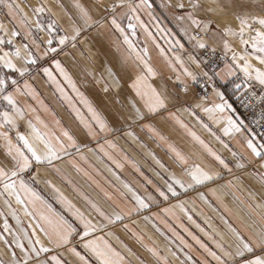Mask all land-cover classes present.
I'll use <instances>...</instances> for the list:
<instances>
[{"label": "snow or ice", "instance_id": "obj_1", "mask_svg": "<svg viewBox=\"0 0 264 264\" xmlns=\"http://www.w3.org/2000/svg\"><path fill=\"white\" fill-rule=\"evenodd\" d=\"M0 5L7 10L6 14L12 22L28 26L27 30L22 34L19 30L9 32L4 23L0 22V31L5 33V35H0V69H8L12 73L11 75H5L3 71H0V99L7 101L8 105L14 109V114L7 110L0 112V129H2L5 125L18 127L17 117L22 118L24 116V110L18 106L14 92L8 91L10 87L14 88L15 92L21 91L16 76L25 77L29 75L34 70L31 66L37 65L41 60V56L58 55L59 52L63 51V47L68 44L75 48L82 33L96 26L103 27L107 18L100 16L99 19H93L89 8L81 4L79 0H75L76 20H72L71 32H69L68 29L59 25L57 19H51L47 24L40 21L39 16L41 14L52 12L49 5L46 3H41L38 6L29 5L33 13L38 17L34 29L37 33L47 32L48 38L45 40L41 36L33 35V26L29 24L28 13L24 11L20 3L16 2V0H0ZM123 7L128 8V11L132 13V18L140 21L138 11L147 9L151 16L153 3L152 0H139V4L134 5L131 3L126 4L125 0H119V2L106 5L103 0H98V3L94 6L96 12L106 11L110 14L111 25L122 33L125 42L134 48L128 38V34L118 23V17L115 15L116 10ZM160 7L171 14L175 20L187 22V26L182 27L180 30L188 37L190 42H195L194 48H210L211 46L205 39V36H210L218 38L222 42L225 53H231L232 63H228L227 56H225L224 66L219 71H216L212 66V64H215L214 61L210 64L209 61H201L196 56L189 55V61L200 69L199 77L204 78L205 85H211L213 94L221 101V103H213L211 107H206L204 104V101L208 99L206 94L194 107L202 109L209 114L230 112L236 115V119H233L232 115L224 117L227 126L223 129V134L225 136H231L234 133L244 135L246 132L247 135H244V141L250 156L246 157L239 151H231L230 154L233 159H228L214 151L195 132L188 130V126L176 116V111L181 110L178 105L188 101L182 99L181 93L176 90L177 85L173 83L171 77L165 76L162 71L158 72L152 66L148 49L144 48L141 50L143 55L140 52L136 54V59L143 66L145 74L137 75L131 85L135 89V96L138 99L127 98L126 106L130 110L128 113L129 118H134L137 121H151L154 119H159L160 121L175 120L181 128L188 130L193 142L198 144L207 156L211 157L212 162L209 164H202L196 161L190 162L188 155H185L184 152L174 145L168 144V150L172 154L175 168L172 165L166 166L155 156V153H150L155 163L159 168L163 169L167 177L166 179L161 177L162 182L159 183V186L153 184L151 179L144 176V173L140 171L135 162H130L135 171L143 177L145 185L152 189L151 192L145 190L141 194L131 183L121 180L111 167H108V171L119 181V184L114 185L111 181H105L108 185L107 188L101 186L99 181L94 180L80 168L71 157L73 152L79 154L81 148L86 147V145L78 143L77 138L66 128H62L59 133L55 130H42L30 120L28 123L32 129V138L19 131L17 132V139L22 141V144H13L9 134L0 131V136H3L6 141V159L0 161V197H7L4 200V204L8 209V213L16 219L18 224L20 223V217L18 209L13 207L12 197H15L16 204L23 206L24 213L31 217V221L34 222L29 224L30 234L27 229H22L15 235L13 241H9L4 233L0 232V240H3L9 248L15 245L16 248L21 250L19 258H17V253L14 250L12 251L13 259L11 264H53V262L54 264H126L124 256L108 244L107 241L101 243L103 238L96 237V234L114 227L117 223H123L125 219L130 218L132 215L149 210L155 204L168 203L170 200H175L176 204H171L169 207L161 209V211L165 216L173 219L178 224V227L191 238L193 243H189L167 221L161 220L160 223L165 224L168 231L171 232V237H168L170 243L175 245L177 251L183 255L184 259L179 260L176 252H173L171 248L167 249V255L162 256L157 248L145 245L157 261L162 262V264H168L169 256H171L179 260V264H208V260L203 257L194 258L195 245L211 259L212 264H264V202L257 201V195L260 196L261 200H264V131H253L252 128L248 127L236 113L233 103L226 99L225 91H222L216 83V78H219L223 85L226 86L230 82L227 79L228 77H236L239 82H232L234 101L238 102L240 106L248 108L251 107V99L257 98L260 104L264 105V0H258L256 4V7L259 8L258 13L250 11L252 4L246 3L245 0H162ZM60 8L63 10V4L60 5ZM201 13L203 17L200 15ZM52 15L55 16L56 14L52 13ZM229 16L238 21V24L234 26L230 20L225 19L223 21L224 26L221 27V23L215 18H227ZM152 19L156 20V17L152 16ZM77 20L80 23H77ZM159 23V20H156L157 31L168 37L170 30L159 27ZM140 24L145 31H148V26L143 24V21H140ZM128 28L132 29V34L135 35V25L129 22ZM190 29H194L196 34H192ZM60 32L64 34L60 35ZM148 34L152 35L151 32H148ZM22 35L26 42L22 45H15L13 38L21 37ZM171 36L175 37V34L172 33ZM152 39L155 40V37L153 36ZM233 39L238 40V44L243 46L242 50L238 51L237 47L233 46ZM54 43L57 46H54ZM169 43L172 47L184 48V44L179 39H175L174 43H171L170 40ZM6 45H13V48L5 51ZM41 45H44L42 52ZM157 46L159 47V45ZM211 51L215 53L216 49L211 47ZM160 52L167 57V53L163 48H160ZM175 60L181 66L184 65V61L179 56H175ZM253 60L258 61L259 66H256ZM20 61L22 63H18ZM52 62L59 69L64 79L68 80L69 83H73L61 61L53 59ZM125 64L126 62H122L120 67L108 65L106 67L107 78L102 75L99 80L95 81L97 84L104 81L102 91L105 95L110 94L113 104H117L120 108L125 107V100L121 98L122 77L120 75V72L125 70ZM201 64L208 70L204 71L200 68ZM168 67L175 71L176 64L169 59ZM238 71L243 72V79L237 76ZM43 72L57 84L61 96L68 100L71 105V98L59 86V82L53 76L52 70L45 67ZM89 74L91 75V73ZM183 74L186 77H190L193 82L199 83L196 72L189 71L188 68L184 67ZM149 78H157L156 83L145 85ZM176 80L179 81V87L183 89V93H189L188 84L181 80L179 75L176 76ZM257 84L259 85V95L257 94ZM23 89L25 94L34 95V91L27 80L24 81ZM73 91L83 98V94L79 92L74 83ZM174 109L176 111H173ZM182 110L189 112L191 115H196L191 107L183 108ZM72 111L94 139L98 133L107 134L114 130L113 127H110L109 120L91 105H88V111L91 113V122L86 120L74 105H72ZM116 115L119 118H123L122 113L119 111H117ZM197 120H199V117H197ZM37 121L41 124L43 123L39 117H37ZM59 123L57 120L56 124L59 125ZM200 123L220 141L225 149H228V144L220 140V137L216 136L207 124H204L203 121H200ZM250 123L264 128V108L261 110L259 119L250 121ZM142 127L153 133L158 140H167L158 131L154 123H144ZM47 128L48 126L44 125V129ZM99 150L104 157L111 161L116 169L123 168V164L113 160L108 153L104 152L102 146ZM66 157L69 158V162L76 168L77 172L87 177L90 181L89 187L94 186L98 190L96 195L81 191L72 184L70 179L64 176L58 164ZM230 164L242 170L251 167V170L247 172V176L259 185L260 191L259 193L255 190L248 192V198L251 203L247 205L248 221L246 223L234 225L228 218L221 216V220L226 227V233L217 232L212 228L211 224L207 226V229L212 230L208 231L193 218V212L187 207L189 201L181 199V197H187L190 192L195 191L198 187L206 186L221 179L222 171L217 170V168L232 173ZM49 169L61 175L68 184L72 185L73 190L77 192L80 199L84 202V210L65 196L61 189L50 179H46L44 182L53 189L56 199L63 206L67 215L55 212L52 209V205L31 186L42 175H45ZM97 174L99 175V172ZM25 175L28 176L27 181L24 179ZM156 175L159 176L160 173H156ZM234 179L239 180L240 178L234 177ZM227 183L232 185L233 180H229ZM214 191L215 189H213ZM129 195L134 207L124 212L120 209L118 201H126ZM198 196L205 203H208L204 193L200 192ZM37 203L41 207L38 208ZM176 208H179L185 214L187 220L207 237L214 245L215 250L210 248L189 227L179 222L173 211ZM143 219L145 221L158 220L159 216L153 213L151 216H144ZM123 226L128 229L127 224ZM9 228L8 214H4V232H9ZM249 229L252 230L249 231ZM156 230L160 231L162 235L164 234L159 227ZM41 234L51 246H46L45 239H42ZM108 234L112 235V233ZM133 234L137 235V239L143 241L142 236L136 233ZM9 235H11L10 232ZM25 239L27 240V246L24 243ZM54 249H64L74 259H62L63 253L53 255L50 259L46 256L42 258V254L50 253ZM128 251L131 253V249H128ZM0 264H4V261L0 260ZM140 264H145V262L141 261Z\"/></svg>", "mask_w": 264, "mask_h": 264}, {"label": "crops", "instance_id": "obj_2", "mask_svg": "<svg viewBox=\"0 0 264 264\" xmlns=\"http://www.w3.org/2000/svg\"><path fill=\"white\" fill-rule=\"evenodd\" d=\"M16 2L20 3L24 11L28 13L30 18L29 24L33 26L34 36H41L45 40L48 38L47 32L37 33L35 31L34 25L38 17L29 6H38L41 3H46L52 10L51 13L45 12L39 16L42 23L47 24L51 19H57L59 25L71 32L72 20H76L75 0H16ZM79 2L89 8L92 12L93 19H99L100 16H104L107 19L103 27L96 26L82 33L75 48H73L71 44H68L63 47V51L59 52L58 55L51 54L48 57L41 56V60L38 64L31 66L34 70L29 75L25 77L16 76L21 91L15 92V89L11 87L8 91L14 92L18 101V106L24 110V116L22 118L17 117L18 127L5 125L0 129V131L9 134L13 144H22V141H18L17 139L18 131L32 138V129L29 127L28 123L30 120L42 130H55L59 133L62 128H66L77 138L78 143L86 145V147L81 148L79 154L73 152V156L71 157L80 168L87 172L94 180L99 181L101 186L107 188L108 185L105 181H111L114 185L119 184V181L108 171V167H111L116 171L121 180L131 183L141 194H143L145 190L151 192L152 189L145 185L143 177L135 171L130 162H135L140 168V171L144 173V176H147L153 181V184L159 186V183L162 182L161 177L164 179L167 177L163 169L159 168L155 163L150 153H155V156L166 166L172 165L173 168H175L176 166L173 163L172 154L168 150V144L174 145L184 152L185 155H188L190 157V162L196 161L202 164H209L212 162L211 157L207 156L202 148L193 142L188 130L195 132L214 151H217L228 159H233L230 154L231 151H239L246 157L250 156V153L246 150L244 141V135H247L246 132L244 135L234 133L231 136H225L223 134V129L227 126L224 117L232 115L233 119H236V115L230 112L209 114L202 109H196L194 107V105L206 94L208 97V99L204 101L206 107H211L213 103L218 104L221 103V101L213 94V90L208 93L202 92L198 88V83L193 82L190 77H186L183 74V68L186 67L189 71L198 74L199 81L204 79L199 77L200 69L188 59L189 55L197 57L198 52L203 49L194 48L193 45L195 42H190L188 37L180 30L182 27L187 26L186 21L181 22L175 20L171 14L160 7L162 1L152 0L153 10L151 16L147 9H140L138 11L140 21H143V24L148 26V31H145L140 21L132 18V13L128 11L127 7L118 8L115 15L118 17V23L128 34L129 40L132 45H134L133 48L125 42L124 35L111 25V16L108 12L95 11L94 6L98 3V0H79ZM113 2H119V0H103V3L106 5H110ZM125 3L135 5L139 4V0H125ZM61 4L64 6L63 10L60 8ZM6 12L7 10L0 5V22L4 23L9 32L19 30L23 34L28 26L22 23L12 22ZM52 13L56 15L53 16ZM152 16H155L156 20H159V27L170 30L168 37H165L161 32L157 31L156 20H153ZM76 22L80 23L78 20ZM129 22L135 25V35L132 34L133 30L128 28ZM190 31L192 34H196L194 29H190ZM148 32H151L152 35L150 36ZM172 33L175 34V37L171 36ZM59 34L63 35L64 33L60 32ZM0 35H5V33L0 31ZM201 35H203V33H201ZM153 36L155 40L152 39ZM13 39L15 45H22L26 42L23 35L21 37H14ZM175 39H179L180 42L184 44L183 49L171 46L169 41L171 40V43H174ZM205 39L211 47L225 53L223 44L218 38L205 36ZM157 45H159V47ZM54 46L57 45L54 43ZM233 46L237 47L238 51L242 50L243 47L239 45L238 40L235 39H233ZM11 48H13V45H6L4 50L7 51ZM43 48L44 45H41V52ZM144 48L148 49L152 66L157 69L158 72L162 71L165 76L171 77L173 83L177 85L176 90L181 93L182 99L188 101L187 103L178 105V108H181L180 111L173 110L176 111L178 119L188 126V130L181 128L175 120L160 121L159 119H154L151 121H137L134 118H129L128 113L130 110L126 106L127 98L138 99L135 96V89H133L131 85L137 75L145 74L143 72V66L136 59V54L140 52L141 55H143L141 50ZM160 48L165 50L167 57L161 54ZM225 54H229L231 57V53ZM175 56H179L184 61L183 66L175 60ZM53 59H59L61 61L71 81L75 84L79 92L83 94V98L73 91V83H69L68 80L64 79L59 69H57L52 62ZM169 59L176 64L175 71L168 67ZM122 62H126L124 66L125 70L120 72L122 77L121 98L125 100V107L120 108L117 104H113L110 94L105 95L102 91L104 81H101L99 84L95 81L99 80L102 75L107 78L106 67L108 65L120 67ZM18 63H22V61ZM228 63H232L231 59ZM45 67L52 70L53 76L56 81L59 82V86L62 87L67 96L71 98V105L68 100L61 96L57 84L50 80L43 72V68ZM200 68L207 71L203 64H201ZM0 71H3L5 75L12 74L8 69H0ZM239 72L242 71H238V77ZM89 73H91V75ZM177 75L188 84L190 89L189 93H183V89L179 87V81L176 80ZM216 79L218 83L217 86L220 87L222 91H225L226 99L230 103H233V107L236 108V113L243 119L234 104V95L232 91V82H239V80H237L236 77H228L227 79L230 82L224 86L219 78ZM25 80H27L28 84L31 86L34 95L24 93L23 85ZM156 80L157 78H149L145 82V85L154 84ZM72 105L79 109L83 117L89 122H91V113L88 111V105H91L109 120L110 127H113L114 130L107 134L98 133L95 139L92 138L88 130L81 124L80 120L72 111ZM189 107L196 113L195 116L182 110L183 108ZM5 110L14 114V109L8 105L7 101L0 99V112ZM117 111L122 113L123 118L117 117ZM37 117L40 118V121H43L42 124L37 121ZM197 117H199V120H197ZM57 120L60 122L59 125L56 124ZM200 121L207 124L209 128L212 129V132L220 137V140L228 144V149H225L220 141L202 126ZM150 122L154 123L158 131L167 138L166 141L158 140L153 133L142 127L144 123ZM44 125H47L48 128L44 129ZM5 144L6 141L4 137L0 136V161L6 159ZM101 146L104 152L108 153L113 160L123 164L122 169H116L111 161L103 156V153L99 150ZM58 166L61 167L64 176L70 179L73 185L81 191L96 195L98 190L95 189L94 186L89 187L90 181L82 173L76 171V168L69 162V158L66 157L63 161L59 162ZM230 167H232V173L217 168V170L222 171L221 179L211 182L206 186L198 187L195 191L190 192L187 197H181V199H187L189 201L187 207L193 212V218L196 219L197 223H200L206 229L207 226L211 224L212 228L220 233H226V227L221 220V216L228 218L234 225H242L248 221L247 205L251 203L248 198V192L250 190H255L259 193L260 191L259 185L247 176V172L251 170V167L243 170L231 164ZM98 172L99 175L97 174ZM156 173H160V175L157 176ZM234 177H239L240 179L235 180ZM24 179L27 181L28 176L25 175ZM46 179H50L61 189L65 196L84 210V202L80 199L77 192L73 190L72 185L68 184L61 175L49 169L45 175H42L39 180L31 186L40 196L52 205V209L55 212H61L67 215V213L64 212L63 206L56 199V194L53 189L44 182ZM229 180H233L232 185L227 183ZM213 189H215L214 192ZM109 190L111 191V189ZM200 192L204 193L207 197L208 203H205L199 198L198 193ZM5 199H7V197H0V213H3L0 214V232H3L9 241H13L15 235L22 229H27L30 234L29 224L32 222L31 217L24 213L23 206L16 204L15 197H12L11 202L13 207L18 209V215L20 217V223L18 224L16 219L8 213V209L4 204ZM257 201L264 202V200L260 199L259 195H257ZM118 203L120 209L124 212L134 207L130 195L126 201L119 200ZM171 204H176V201L170 200L168 203L155 204L149 210L125 219L123 223H117L114 227L98 232L96 237H102L101 243L107 241L116 251L120 252L121 255L124 256L126 264H140L141 261H144L145 264H162V262L157 261L147 250L145 245L157 248L162 256L167 255V249L171 248L173 252H176L179 260H183V255L177 251L175 245L171 244L168 239V237H171V232L168 231L165 224L160 223L161 220L167 221V223L171 224L189 243H193L191 238L178 227V224L170 217L165 216L161 211V209L169 207ZM37 207H41L39 203H37ZM173 211L180 223L189 227L190 230L199 235L210 248L214 249V245H212L207 237L200 233L199 230L187 220V217L179 208ZM153 213L158 214V220L145 221L143 219L144 216H151ZM4 214H8L9 232L11 235H9V232H4ZM124 224L128 225V229L124 228ZM154 225L156 226L154 227ZM157 227L162 230L164 233L163 235L160 231L156 230ZM207 230L211 231L212 229ZM251 230L252 229H249V231ZM108 233H112V235ZM133 233L142 236L143 241L137 239V235ZM41 236L42 239H45L42 234ZM21 238L23 239L22 235ZM24 243L27 246L26 239ZM177 243H179V241H177ZM45 244L46 246H51L46 239ZM128 249H131V253H129ZM13 250L17 253V258H19L21 254L19 248H16L15 245L9 248L3 240H0V260L4 261V264H11L13 259L11 253ZM61 253H63L62 259H74L69 256L64 249H54L50 253L42 254V258L46 256L50 259L51 256L60 255ZM193 255L194 258L203 257L208 260V264H212L211 259L195 245ZM179 260L169 256L168 264H179Z\"/></svg>", "mask_w": 264, "mask_h": 264}, {"label": "built area", "instance_id": "obj_3", "mask_svg": "<svg viewBox=\"0 0 264 264\" xmlns=\"http://www.w3.org/2000/svg\"><path fill=\"white\" fill-rule=\"evenodd\" d=\"M225 56H227V62L230 61L231 57L229 54H225L221 52L220 50H216L215 53L211 51V48L203 49L200 52H198L197 57L201 61H209L210 64L214 61L215 64H212V66L215 68L216 71H218L222 66H224L225 63ZM207 69V68H206ZM208 70V69H207ZM211 75V73H210ZM240 79H243L242 72H239ZM217 83V79H216ZM218 84V83H217ZM198 88L202 92L208 93L212 90V87L210 84L205 85V80L201 79L198 83ZM257 88V94L259 95V85H256ZM251 107L244 108L240 106L238 102L234 101L235 106L237 107L241 117L243 118L245 124L248 125V127L252 128L253 131H264V128H261L260 125L250 123V121L258 120L261 114L262 108H264V105L260 104L259 99L253 98L250 101Z\"/></svg>", "mask_w": 264, "mask_h": 264}, {"label": "rangeland", "instance_id": "obj_4", "mask_svg": "<svg viewBox=\"0 0 264 264\" xmlns=\"http://www.w3.org/2000/svg\"><path fill=\"white\" fill-rule=\"evenodd\" d=\"M158 1H162V0H158ZM245 2H246V3H251V4H252V7L249 9L250 11H254V12H257V13L259 12V8L256 7V4L258 3V0H245ZM200 15L203 17V14H202V13H201ZM215 18L218 20V22L221 23V27H223L224 24H223V22L221 21L220 17H215ZM225 19L230 20V21L233 23L234 26L238 24V21H235V19H234L233 17H231V16H229V17H227V18L223 17V21H224ZM253 63H254L256 66H259L258 61L253 60Z\"/></svg>", "mask_w": 264, "mask_h": 264}, {"label": "bare ground", "instance_id": "obj_5", "mask_svg": "<svg viewBox=\"0 0 264 264\" xmlns=\"http://www.w3.org/2000/svg\"><path fill=\"white\" fill-rule=\"evenodd\" d=\"M221 21L223 22V17H220Z\"/></svg>", "mask_w": 264, "mask_h": 264}]
</instances>
